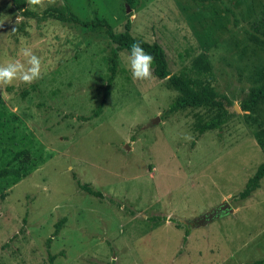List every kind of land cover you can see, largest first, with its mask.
<instances>
[{
  "label": "rangeland",
  "instance_id": "1",
  "mask_svg": "<svg viewBox=\"0 0 264 264\" xmlns=\"http://www.w3.org/2000/svg\"><path fill=\"white\" fill-rule=\"evenodd\" d=\"M25 3L36 17L0 0V63L27 45L46 74L0 90L1 120L9 125L0 131V170L14 165L11 154L20 149L33 165L16 184L0 177V264L264 259V178L248 199L236 198L264 162L254 138L264 129V106L239 108L264 74V43L251 37L264 40V0H56L35 10ZM51 7L86 22L106 19L114 32L129 21L133 37L162 48L170 74L205 59L226 99L225 123L199 134L216 111H170L177 91L166 79L134 80L128 51L118 52L109 95L92 117L114 45L102 27L43 20ZM224 201L231 214L194 226Z\"/></svg>",
  "mask_w": 264,
  "mask_h": 264
},
{
  "label": "trees",
  "instance_id": "2",
  "mask_svg": "<svg viewBox=\"0 0 264 264\" xmlns=\"http://www.w3.org/2000/svg\"><path fill=\"white\" fill-rule=\"evenodd\" d=\"M14 8L21 11L24 16L37 15L25 10V0H11ZM40 17L43 20L55 19L62 23H77L83 28H99L104 29L106 38L114 45L110 48L108 55L105 57L106 71L105 76V92L101 101L97 104L95 110L92 113V117H97L101 113L104 106L105 99L109 95V87L112 85L117 71H118V52L128 51L133 43H139L144 50L154 57L153 69L154 76L167 82L173 87L178 96L170 105V111L177 112L187 108H205L215 110V114L209 120L205 121L198 129V133L202 134L206 131L219 129L222 126L227 117V112L224 110L225 97L220 96L214 89L212 83L214 81L213 73L207 61L203 58H197L191 62V64L179 71L176 74H170L167 69V63L162 48L156 43H147L142 39L133 37L130 34V23L126 22L123 32H114L108 21L103 18L94 16L93 20L86 22L78 19L71 13H64L58 8L51 7L40 13ZM264 21V20H263ZM253 41L262 44L264 40L258 39L256 36L251 35ZM258 106H264V74L260 73L257 80H255L254 87L248 91L245 97L240 102V110L243 112H251ZM0 115V131L4 126L9 129V125L6 120H1ZM255 141L259 148L264 153V129L259 130L254 135ZM25 158V159H24ZM10 164H14L11 167H6L0 170V177L9 179L11 184H16L23 177L26 171L30 170L33 165L29 162L28 152L26 150H16L11 154ZM264 178V162L260 163L254 174L248 178L245 186L241 192H239L236 198L239 201H244L255 192L260 185V181ZM78 188L87 194L95 197L102 198V194L94 190L89 184H77ZM60 227V223L56 224V228ZM249 264H264V259L256 260Z\"/></svg>",
  "mask_w": 264,
  "mask_h": 264
},
{
  "label": "clouds",
  "instance_id": "3",
  "mask_svg": "<svg viewBox=\"0 0 264 264\" xmlns=\"http://www.w3.org/2000/svg\"><path fill=\"white\" fill-rule=\"evenodd\" d=\"M56 0H27L28 5L35 10L47 5H54ZM19 58H8L0 63V90L6 89L14 82L31 85L46 74L42 58L37 56L32 47L24 45L19 49ZM131 76L136 81H150L154 76V57L147 53L139 43H133L127 54Z\"/></svg>",
  "mask_w": 264,
  "mask_h": 264
},
{
  "label": "water",
  "instance_id": "4",
  "mask_svg": "<svg viewBox=\"0 0 264 264\" xmlns=\"http://www.w3.org/2000/svg\"><path fill=\"white\" fill-rule=\"evenodd\" d=\"M238 112V110H236ZM155 121H158L156 118ZM153 121V123L155 122ZM126 150H129V147H125ZM233 209L230 207L229 203L227 201H224L220 203L217 207L203 213L200 215L197 219H195V227L204 226L207 222L213 221L217 219L218 217L227 214L232 213ZM185 223V221H183Z\"/></svg>",
  "mask_w": 264,
  "mask_h": 264
}]
</instances>
